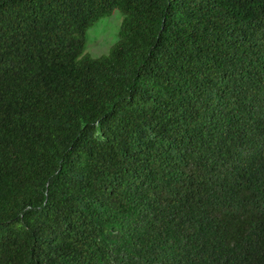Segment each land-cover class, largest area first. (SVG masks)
I'll return each mask as SVG.
<instances>
[{"label":"trees","instance_id":"16d2710c","mask_svg":"<svg viewBox=\"0 0 264 264\" xmlns=\"http://www.w3.org/2000/svg\"><path fill=\"white\" fill-rule=\"evenodd\" d=\"M0 264H264V0H0Z\"/></svg>","mask_w":264,"mask_h":264},{"label":"rangeland","instance_id":"374dc122","mask_svg":"<svg viewBox=\"0 0 264 264\" xmlns=\"http://www.w3.org/2000/svg\"><path fill=\"white\" fill-rule=\"evenodd\" d=\"M122 18V12L117 10L111 16L103 18L93 25L87 31L88 43L86 51L93 56H101L108 53L118 40Z\"/></svg>","mask_w":264,"mask_h":264}]
</instances>
